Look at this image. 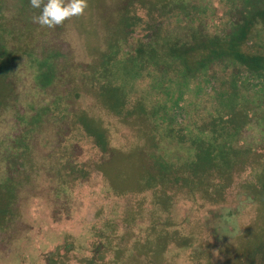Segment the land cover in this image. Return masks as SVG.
Segmentation results:
<instances>
[{"label":"rangeland","instance_id":"1","mask_svg":"<svg viewBox=\"0 0 264 264\" xmlns=\"http://www.w3.org/2000/svg\"><path fill=\"white\" fill-rule=\"evenodd\" d=\"M233 2L88 0L83 16L49 29L34 23L39 12L29 0H0L18 56L0 88V264H264V118L239 134L227 187L217 192L209 190V173L189 171L188 129L209 114V96L185 88L183 101L167 107L169 124L151 116L165 96L148 72L130 85V96L100 91V65L111 42L126 37L118 27L127 19L134 27L123 49L130 53L146 34L154 38L153 20L167 38L186 37L192 26L209 35V17L239 18L244 8L236 2L231 9ZM52 53L60 68L45 88L38 63ZM259 84L248 89L264 96ZM79 117L109 144L98 147ZM165 162L189 182L166 186Z\"/></svg>","mask_w":264,"mask_h":264},{"label":"trees","instance_id":"2","mask_svg":"<svg viewBox=\"0 0 264 264\" xmlns=\"http://www.w3.org/2000/svg\"><path fill=\"white\" fill-rule=\"evenodd\" d=\"M236 2L238 9L244 8L239 13V18L233 21L232 17L223 16L216 22L209 17V35L192 26L186 37L167 38L166 31L164 33L163 29L158 27L160 23L153 20L157 23L153 30H150L153 31L154 38L151 39L146 34L130 53L123 49L125 38L128 37L126 34L134 27L127 19L122 27H118L126 37L111 42L110 49L104 55V63L100 65L99 69L105 76L100 78L103 88L100 90L97 84L92 85L105 93L115 87L118 93L130 96V85L137 77L148 72L151 82L154 81L152 88L165 96L164 103H159L156 109H151V116L169 124L170 110H167V107H175L183 101L185 88L191 86L197 96L198 93L209 96V114L200 117L195 130H191V127L188 129L187 137L195 151L189 171L195 174L194 176L209 173V190L217 192H223L227 187L223 175L234 161L233 154H239V134L254 117H258V120L264 118V96L248 89L251 81L256 80L260 82L257 88L261 89V92L264 91V0H234L231 9L237 5ZM231 9L226 14L231 12ZM4 19L0 13V88L12 62L18 60L17 54H13L16 49L9 47V32L3 24ZM250 44H254L255 48L251 49ZM59 58L58 54L52 53L38 63L39 81L43 87L47 88L54 83L60 68ZM160 76L166 80L164 87L160 84ZM213 84V91L207 93L205 87ZM177 86L181 88L180 93L176 92ZM2 96L3 92L0 93V98ZM55 104L58 115L64 117L63 96L57 97ZM255 108L260 110L256 111ZM48 113L49 108L44 111V115ZM40 120L41 117L38 123ZM79 120L86 133L97 139L98 147L109 144L107 138L87 130L80 117ZM175 134V128L169 126L168 138L173 139ZM19 146L16 145L15 148ZM164 169L165 183L169 188L189 182L186 177L177 173V165L165 162ZM192 181L198 191L199 180Z\"/></svg>","mask_w":264,"mask_h":264},{"label":"clouds","instance_id":"3","mask_svg":"<svg viewBox=\"0 0 264 264\" xmlns=\"http://www.w3.org/2000/svg\"><path fill=\"white\" fill-rule=\"evenodd\" d=\"M32 9L39 12L34 23L42 28L63 26L73 17L83 16L88 9V0H29Z\"/></svg>","mask_w":264,"mask_h":264}]
</instances>
